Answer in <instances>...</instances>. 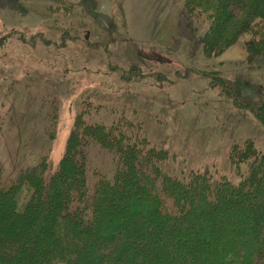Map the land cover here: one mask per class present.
<instances>
[{"label": "rangeland", "instance_id": "rangeland-1", "mask_svg": "<svg viewBox=\"0 0 264 264\" xmlns=\"http://www.w3.org/2000/svg\"><path fill=\"white\" fill-rule=\"evenodd\" d=\"M184 1L0 0V182L31 165L25 143L33 147L34 128L55 132L45 148L54 172L83 114L113 137L114 127L133 125L170 152L161 166L172 176L206 172L237 184L245 164L232 162V148L253 139L264 150V125L247 108L264 105V56L246 48L252 39L264 43V22L208 57L202 38L210 20ZM207 70L225 78L241 106ZM50 97L56 111L42 105ZM77 138L90 188L112 174L113 155Z\"/></svg>", "mask_w": 264, "mask_h": 264}, {"label": "trees", "instance_id": "trees-1", "mask_svg": "<svg viewBox=\"0 0 264 264\" xmlns=\"http://www.w3.org/2000/svg\"><path fill=\"white\" fill-rule=\"evenodd\" d=\"M184 6L210 20L202 38L208 57L264 22V0H185ZM246 48L264 56L261 40ZM204 73L231 94L222 75ZM50 98L42 105L56 111ZM247 108L264 125V105ZM82 116L54 172L45 148L55 132L34 128L27 139L33 147L25 143L31 165L0 182V264H264V150L256 140L232 148V162L245 164L237 184L206 172L179 179L162 169L170 152L133 125L123 128L130 137L121 127L113 137L107 125L84 123ZM78 136L114 157L112 174L90 188Z\"/></svg>", "mask_w": 264, "mask_h": 264}]
</instances>
